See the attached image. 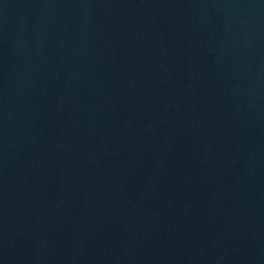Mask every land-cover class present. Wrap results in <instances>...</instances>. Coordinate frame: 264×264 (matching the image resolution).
I'll use <instances>...</instances> for the list:
<instances>
[{"label": "water", "instance_id": "obj_1", "mask_svg": "<svg viewBox=\"0 0 264 264\" xmlns=\"http://www.w3.org/2000/svg\"><path fill=\"white\" fill-rule=\"evenodd\" d=\"M0 264H264V0H0Z\"/></svg>", "mask_w": 264, "mask_h": 264}]
</instances>
